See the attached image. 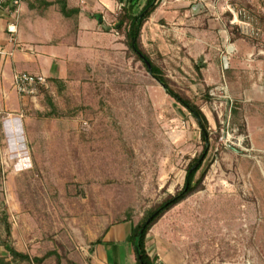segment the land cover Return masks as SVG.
Returning a JSON list of instances; mask_svg holds the SVG:
<instances>
[{"label":"rangeland","instance_id":"374dc122","mask_svg":"<svg viewBox=\"0 0 264 264\" xmlns=\"http://www.w3.org/2000/svg\"><path fill=\"white\" fill-rule=\"evenodd\" d=\"M63 4L22 0L14 34L46 55L52 75L45 90L58 116H47L45 91L19 98L3 56L9 80L0 89V217L7 213L11 238L0 222V243L31 258L57 252L43 262L12 261L1 243L0 257L12 264H98L96 241L114 226L131 231L132 221L121 223L128 211L137 222L180 190L204 147L197 119L114 27L119 0H67L70 16ZM254 12L264 14V0H161L144 23L143 47L197 97L211 131L203 189L149 232L157 264H264V23ZM79 18L87 28L74 48Z\"/></svg>","mask_w":264,"mask_h":264},{"label":"trees","instance_id":"16d2710c","mask_svg":"<svg viewBox=\"0 0 264 264\" xmlns=\"http://www.w3.org/2000/svg\"><path fill=\"white\" fill-rule=\"evenodd\" d=\"M59 2H63L62 5V13L64 15H69V10L66 9V1L58 0ZM161 0H119L121 3V10L118 16L114 20V27L121 31L125 36V43L128 46L129 51L140 60L145 68L149 71L148 66L143 57H145L150 63L152 67V76L157 80H160L165 86L166 90L171 94L176 101H178L183 107H185L189 112H191L194 117L197 119L200 127H201V138L204 143L203 150L197 155L195 158L191 160L189 163L185 182L183 187L178 190L175 194H169L166 198H164L158 205L150 206L146 208L140 217V219L135 222L132 220V212L128 211L126 214V219L121 223H125L127 221H132L131 231L128 236V241L131 242L135 251L136 264H157V257L153 256L148 249L147 239L150 230L152 227L159 221V219L170 209L178 205L179 203L186 200L190 195L200 191L204 187V181L208 174L210 168V162L207 166H205V162L209 159V145H210V123L207 115L203 111L201 105L199 104L197 97L192 95L190 92H187L177 86L174 80L166 73V71L153 60L150 53L146 51V49L142 45V30L144 23L150 18V16L156 11L159 7ZM143 3V4H142ZM74 14H78L80 12L79 8H73ZM257 16V20L261 23H264V14H259L254 12ZM72 14V13H71ZM99 17V21H101V15L97 14ZM143 55V56H142ZM198 66V65H197ZM56 82H60V80L55 79ZM45 89L42 88V92H46V100L48 102V107L50 110L46 113L47 116H55L59 115L58 108L53 102V98L51 94L48 93ZM205 100L211 101L212 98L209 95V92H206L203 95ZM0 114V132L3 131L2 121ZM4 174L2 166H0V180L2 175ZM2 217H0V222L6 223L7 236L11 238V228L7 222L8 216L7 213L2 212ZM120 224V223H118ZM139 236L138 243L137 237ZM98 244L104 242V238H100L96 241ZM2 246L7 250V252L12 256V261L16 259L20 260H28V261H37L43 262L46 258L52 256L53 254H57V252L49 251L45 255L40 257L31 258L29 254L21 252L14 248L11 244H9L8 240L1 241ZM0 243V244H1ZM115 246V244L112 243ZM137 246L139 250H137ZM4 256L0 257V263L2 264H12L13 262L4 260ZM58 262L61 263V259H58ZM67 264H82L75 259H68Z\"/></svg>","mask_w":264,"mask_h":264},{"label":"crops","instance_id":"0c3cea01","mask_svg":"<svg viewBox=\"0 0 264 264\" xmlns=\"http://www.w3.org/2000/svg\"><path fill=\"white\" fill-rule=\"evenodd\" d=\"M67 2V0H65ZM103 3V2H102ZM102 7H108L107 5H110L109 2H104L102 4ZM5 6H7L5 4ZM79 8V7H77ZM84 9V6H81V10ZM80 10V12H81ZM6 13V11H5ZM72 14H69L67 16H70ZM0 44L4 48V50L8 53L6 56H9V64L11 66V77L13 79V75L17 71H29V72H35V73H44L47 76L52 75L51 70H48V63L45 60L46 55H42L39 52L35 51L36 45L33 43H26L24 39H21L20 37H15V43L10 41V38L7 36V23L10 19L9 18H3L2 14H0ZM81 18V16H80ZM79 20L81 21V19ZM79 21V31L75 33L76 36L72 37V46L74 48H79L82 47L83 42V34L85 31L82 30V28L86 29L87 24L84 23L83 21ZM86 27V28H85ZM19 29V28H18ZM77 31V30H76ZM78 34V35H77ZM59 44L62 42L59 41ZM52 43V42H51ZM63 44V43H62ZM19 45H22V48H19ZM35 46V47H34ZM13 52V54H9V52ZM70 54V53H69ZM42 56V57H40ZM60 57H57L55 55L54 61H55V69H56V76H59L58 74L61 73L63 65L58 64V60ZM63 57V62L65 61ZM62 60V58H60ZM6 64V60H3L1 70H0V89L1 91H6L5 88V82L9 80L7 77V73L4 71V67ZM23 67V69H21ZM34 67L35 69L32 70L31 68ZM13 74V75H12ZM12 85V83H11ZM6 96H9V93L4 92ZM20 98V97H19ZM8 99V98H6ZM4 106H7L4 101ZM9 109V108H8ZM13 110L12 108H10ZM9 109V110H10ZM116 229V230H115ZM116 231V232H115ZM121 231V230H120ZM118 229V226H114L109 231L106 233L104 237V242L100 243L97 248L94 250L93 258L95 263L98 264H128V259L131 257H134V248H130L131 250L129 251V246H126V241L128 239V236L130 234V230L128 228H123L122 232H120ZM112 232V233H110ZM120 233L122 235H120ZM110 235H112L110 237ZM115 244L114 245H112ZM135 258V257H134Z\"/></svg>","mask_w":264,"mask_h":264},{"label":"built area","instance_id":"2783aa9c","mask_svg":"<svg viewBox=\"0 0 264 264\" xmlns=\"http://www.w3.org/2000/svg\"><path fill=\"white\" fill-rule=\"evenodd\" d=\"M22 0H0V12L3 10L10 14V19L7 23V32L11 42L15 43V36L18 32V20L21 10ZM5 4L7 6H5ZM1 14V13H0ZM22 48V45H19ZM8 53L4 50L0 44V70L3 62V56ZM13 54V52H9ZM13 85L21 99L36 98L41 92L42 88L49 87L48 76L44 73H33L29 71H17L13 75Z\"/></svg>","mask_w":264,"mask_h":264},{"label":"water","instance_id":"95a60500","mask_svg":"<svg viewBox=\"0 0 264 264\" xmlns=\"http://www.w3.org/2000/svg\"><path fill=\"white\" fill-rule=\"evenodd\" d=\"M142 56H143V55H142ZM143 58H144V60H145V62H146V64H147V66H148L149 72L152 74L151 63H150L145 57H143ZM158 82H159L164 88H166V86H165L160 80H158ZM138 239H139V236L137 237V243H138ZM137 250H139L138 246H137Z\"/></svg>","mask_w":264,"mask_h":264}]
</instances>
